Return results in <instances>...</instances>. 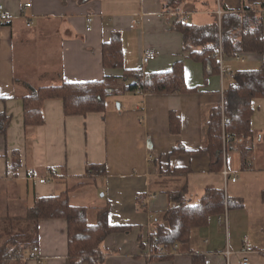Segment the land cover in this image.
<instances>
[{"label":"crops","instance_id":"0c3cea01","mask_svg":"<svg viewBox=\"0 0 264 264\" xmlns=\"http://www.w3.org/2000/svg\"><path fill=\"white\" fill-rule=\"evenodd\" d=\"M168 2L0 0L8 15L0 26V114L10 118L0 135V224L17 225L10 219L23 218L39 198L62 193H67L72 206L88 209L74 204L71 194L104 181L102 197L115 201L121 217L130 211V218L139 223L136 234L113 233L99 245L104 264H192L191 254L197 253L207 264H240L242 258L264 264V98L252 99L250 136L228 139L223 162L230 173L227 180L223 168L209 170L210 159L202 151L207 146L210 111L222 109L223 93L235 71L258 69L264 53L226 59L230 75L218 72L205 79L202 65L187 57L181 34L173 30L180 14H189L192 25L205 27L226 11L250 7L260 14L264 0H180L176 11L167 10ZM90 18L91 30L86 31ZM115 34L120 36L122 68L105 70L102 46ZM148 49L156 56L146 66V75L169 72L181 61L186 87L192 91L115 92L107 98L105 112L84 116H65L61 101L49 99L43 104L44 124L25 128L22 97L29 89L133 73L141 69V54ZM170 113L180 119L176 135L169 131ZM175 148L183 150L170 154ZM31 171L41 176L53 172L54 179L36 183L28 178ZM184 184L185 203L195 205L211 187L225 191L241 206L192 230L186 244L165 249V259L148 260L147 232H137L149 217L152 225L162 219L172 205L168 193L181 191ZM110 215L111 210L112 225L133 226L126 216L115 223ZM224 217L225 223H220ZM37 235L38 262L6 264H70L65 220H41ZM245 240L252 250L243 253Z\"/></svg>","mask_w":264,"mask_h":264},{"label":"trees","instance_id":"16d2710c","mask_svg":"<svg viewBox=\"0 0 264 264\" xmlns=\"http://www.w3.org/2000/svg\"><path fill=\"white\" fill-rule=\"evenodd\" d=\"M167 10L176 11L180 0H169ZM264 9V3L261 6ZM262 11V10H261ZM175 32L182 37L183 52L188 58L202 65L205 79L219 74L218 52L226 59H234L249 53L262 56L264 53V21L259 12L250 7L239 11L225 12L219 21L205 27H196L180 20L173 26ZM102 51L103 68H122V48L120 36L113 35L105 43ZM128 79L130 81H123ZM133 75L124 71L120 77L106 76L103 80L85 83H66L59 86L29 89L22 97L23 121L25 128H36L44 124L43 104L49 99L59 100L65 116H84L91 113H102L107 109V98L115 92L135 94L140 88L146 94L164 95V93H187L183 63L178 61L169 72L149 74L133 82ZM264 98V64L256 70H238L223 93V113L230 119L224 127L226 139L223 141L222 109L210 111L207 130V146L202 150L210 159L211 172H220L223 168V150H227L229 138H248L251 134V117L253 113L252 99ZM9 116L0 114V135H4L9 124ZM180 119L169 114V131L179 133ZM225 144V146H224ZM183 149H174L170 154H178ZM168 171V170H167ZM178 170L168 171L176 175ZM49 173V172H48ZM179 192L168 193L172 203L161 220L155 223L154 233L150 236L159 246L168 249L174 245L186 244L192 230L205 227L212 217H218L225 210L238 208L241 202L229 200L225 191L207 188L195 205L185 203L186 185ZM139 198V197H138ZM264 201V193L262 194ZM110 207L106 206L96 212V223L90 224L88 209L72 206L67 193L52 197H41L28 209L21 219H10L17 225L27 227L18 229L10 239L0 246V262L11 263L20 257L18 251L37 247L38 223L41 220L61 219L67 223V249L70 264H104L99 245L113 233H125L129 226L112 225L108 216ZM27 229V230H26ZM156 259H165L156 257ZM192 264H207L202 254H191Z\"/></svg>","mask_w":264,"mask_h":264},{"label":"built area","instance_id":"2783aa9c","mask_svg":"<svg viewBox=\"0 0 264 264\" xmlns=\"http://www.w3.org/2000/svg\"><path fill=\"white\" fill-rule=\"evenodd\" d=\"M25 6L29 7L28 4H26ZM217 14L218 15L221 14L220 11ZM260 15H262V18L264 21V9H262V11L260 12ZM7 20H8L7 13L4 11L3 7L0 6V26H4L5 23L7 22ZM92 20H93L92 18L86 20V31L91 30ZM178 20H180L182 23H187L190 20V16H189V14H184V15L180 14ZM155 56H156L155 51L150 50V49L142 52L141 57H140L141 69L136 70L135 72L132 73L133 82L137 81V79L140 77L144 78L147 76L145 74V68L151 61H154ZM235 58L237 60H241L240 56H236ZM217 59L219 62V73H220V75H222V76L230 75L231 74L230 69L228 67L224 66V62L226 61V58L223 57L221 50L218 52ZM124 80L127 82L130 81L128 79H124ZM135 93L138 95H144L145 94L144 91L140 88H137ZM221 116H222L223 141H225L226 133L224 131V127L229 124L230 119L223 113V106H222ZM224 146H225V144H224ZM224 157H225V147L223 150V159H224ZM149 161H150V159H149ZM224 161H225V159H224ZM221 173H222L225 180H227L230 177V173L225 168H223ZM88 174H89V171H88ZM28 178L30 180H33L34 182H36V183L38 182L40 184H46V183H48L54 179L53 172L47 173L46 176H41L38 172L36 173V172H32V171L28 174ZM231 182H235V179L232 178ZM148 219H149L148 220V226H147L145 232H147V238L149 240L148 245H147L149 247V250L145 254V257H146V259L149 260L151 258H154L155 256L159 257V256L166 255V250L159 246V244L155 240V238H153L152 240L150 239V236H152L154 233L153 231H154L155 225H152L153 224L152 218L149 217ZM225 221H226V217L219 219L220 223L221 222L225 223ZM243 244H244L243 253L250 252L252 250L251 245L246 240L243 242ZM173 248L175 250L177 248V246L174 245ZM39 252L40 251L37 247H32L29 250H25V252L20 250V251H18V255L20 257L18 260L24 261V262H25V260L38 262L39 261ZM226 255L227 256L229 255L228 251L226 252ZM240 264H250V262L247 258H242V260L240 261Z\"/></svg>","mask_w":264,"mask_h":264},{"label":"rangeland","instance_id":"374dc122","mask_svg":"<svg viewBox=\"0 0 264 264\" xmlns=\"http://www.w3.org/2000/svg\"><path fill=\"white\" fill-rule=\"evenodd\" d=\"M189 24L191 25V21L189 22ZM128 95H130V94H128ZM114 96H116V95H114ZM102 183H104V181H99L98 185L86 186L83 189H81V192L71 194V197L75 202L74 204H77L80 206L86 205L88 207L89 223L95 224L96 223V219H95L96 218V212H97L98 208L106 207V206L110 207V210H111L110 219H112L114 222L123 220L122 217H124V216H126V222L134 221V219L132 217H131L132 218L131 219L129 216L130 211H127V213L125 212L121 217L120 212L116 209L115 201L108 200L107 197H102V195L106 194V191L104 189H102L103 188ZM137 210H140L139 207L137 208ZM138 224L139 223L134 221L132 223L133 226L129 227L127 233H130V234L133 233L134 234L135 233L134 230L138 226ZM147 226H148V222L145 221V223L139 228V231L137 233L138 234L139 233H145ZM25 227H27V223H26V225L24 223V224H19V225H12L10 227L9 226H3L0 224V246L2 245V243L4 241H7L8 239H10L11 235L16 234L18 229H24ZM108 237H110V236H108Z\"/></svg>","mask_w":264,"mask_h":264},{"label":"water","instance_id":"95a60500","mask_svg":"<svg viewBox=\"0 0 264 264\" xmlns=\"http://www.w3.org/2000/svg\"><path fill=\"white\" fill-rule=\"evenodd\" d=\"M150 148V147H149Z\"/></svg>","mask_w":264,"mask_h":264}]
</instances>
